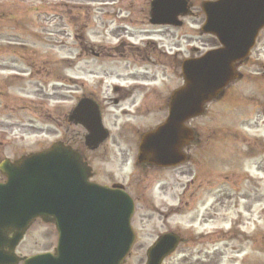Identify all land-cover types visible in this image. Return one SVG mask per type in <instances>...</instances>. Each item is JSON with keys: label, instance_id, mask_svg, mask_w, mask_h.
Returning a JSON list of instances; mask_svg holds the SVG:
<instances>
[{"label": "rangeland", "instance_id": "obj_1", "mask_svg": "<svg viewBox=\"0 0 264 264\" xmlns=\"http://www.w3.org/2000/svg\"><path fill=\"white\" fill-rule=\"evenodd\" d=\"M150 1L0 0V77L16 67L32 74L26 68L32 59L39 70L38 75L25 76L19 87L10 86L11 98L0 103V134L11 136L9 145L1 140L0 156L41 150L63 133L65 138L81 136L79 128L47 113L57 109L67 115L78 98L92 94L102 107L103 125L109 132L105 144L87 153L94 180L127 181L135 173L129 164L137 144L134 132L164 119L163 97L182 84L177 63L200 55L214 43L199 31L202 0H190L193 15L183 18L181 27L149 25ZM147 39L158 51L178 50L177 59L159 63L154 57V65L133 60L129 46L142 47ZM120 42L122 50L116 51ZM263 64L264 30L239 69L242 79L232 82L223 98L188 122L202 140L188 149L190 161L176 170L149 172L153 173L150 185L146 184L150 188L136 203L131 220L138 239L125 264H145L147 248L164 230L190 239L164 264H264ZM117 87L120 90H114ZM19 95L42 98L44 106L21 111L13 99ZM159 98L161 102L153 104ZM32 136L43 141L33 146ZM77 143L80 147L81 141ZM159 182L167 187L164 194L157 188L151 191V185ZM206 232L219 233L198 241L197 236ZM55 239L52 225L36 222L18 253L49 251Z\"/></svg>", "mask_w": 264, "mask_h": 264}, {"label": "water", "instance_id": "obj_2", "mask_svg": "<svg viewBox=\"0 0 264 264\" xmlns=\"http://www.w3.org/2000/svg\"><path fill=\"white\" fill-rule=\"evenodd\" d=\"M202 9V30L214 35L221 47L183 61L184 85L173 92L164 123L143 135L140 163L167 167L184 161L181 149L193 139L184 123L199 116L203 105L237 77L236 63L247 57L264 26V0H218ZM185 13L184 0H153L150 22L179 26L177 17ZM83 104L71 119L88 130L86 146L96 147L107 133L94 107ZM0 171L7 178L0 184V264L17 263L13 250L38 217L55 224L57 248L55 254L25 258L23 264L124 263L135 238L130 226L133 203L122 191L88 183L89 168L76 152L57 144L14 164L4 162ZM7 232H13L10 239ZM178 242L171 234L160 237L147 251L146 264H161Z\"/></svg>", "mask_w": 264, "mask_h": 264}, {"label": "flooded vegetation", "instance_id": "obj_3", "mask_svg": "<svg viewBox=\"0 0 264 264\" xmlns=\"http://www.w3.org/2000/svg\"><path fill=\"white\" fill-rule=\"evenodd\" d=\"M188 3H189V5H190V7L192 9V4H191V2L189 0H188ZM191 15H193V12L192 11L189 13V16H191ZM198 15H200L202 18H204L203 12L200 9H199ZM202 21H203V19H202ZM260 34H261V32L258 34V37L256 39V42L259 39ZM121 50L122 49L120 48L119 51H121ZM129 50L131 52H134V54L136 56V57H134V59H138L139 58L140 60H142L144 62V64L149 63V64H153L154 65L155 61H152L151 60V58H154V57L157 60V62L160 63L162 61H166L168 58H170V59H177V56H178V52L172 53V50H170L169 52H166L165 50H160V51L156 50L155 43L152 42V41H149V40H145L144 42H142V47H137V46L133 47V46H130L129 47ZM121 53L119 54L120 56H122ZM23 61L26 62L27 60L23 58ZM32 62H33V59L30 61V64H28L26 62V68L27 69L29 68V72H31L32 74L36 73V75H38L39 70L36 68L37 67V64L35 62H33V63ZM169 66L170 65L168 64V67ZM2 73H5V75H4V77H0V103L6 102V100H5L6 98H8V99L11 98V96L9 94V90H10L9 87L10 86L11 87L12 86L19 87L18 84L21 85L22 83H24L23 80H24V77L25 76L33 77L32 74L26 73V70H23V69H21L19 67H16L13 70H7L6 72H2ZM20 90L21 91L23 90L22 87H20ZM82 96L85 97V98L92 99L95 102H97L96 104L99 107L100 114H101V116H103V112H102L101 106L99 105L97 99H95V97L92 94H87V95H82ZM26 97L23 98L21 95H19V96H15V98H13L14 99V102H16V104H17L16 105L17 108L19 110H21V111H24L26 109H29V106H28V103H29V104H32L35 109H38V106L39 105H38L37 101H34V100L33 101L26 100ZM160 100H161V98H159L158 101H154V99H153V104H155V103H158L159 104L161 102ZM164 103H165V109H167L168 96L163 97V99H162V105H164ZM34 112L37 113V111H35V110H34ZM57 118L62 119V120L66 119V121L64 120V122H67L68 124L73 125L72 123H69L68 122L67 115L61 114V115H58ZM55 123L56 124H59L60 121H56ZM73 126L77 127L76 125H73ZM81 128L82 127L79 128L80 129V132L82 134L81 136L72 134L70 138H65L64 133H63L62 135H60V138L58 140H62L64 144L70 145L73 148L79 150L81 152V154L84 156L85 160L88 161L87 163H89V158L86 157V152L87 151L85 152L82 149V140L86 136V131L83 128L82 129ZM138 139H139V137H138ZM1 140H5L6 141V137L3 136L2 134H0V142H1ZM79 140L81 141L80 147L77 146V144H78L77 142ZM5 141L4 142H1V144L8 145L7 142H5ZM197 142L199 143V141H197ZM36 151H38V150H34V151H31L30 150L29 152H25V153L24 152H21L20 154L14 153L13 155H16V156H13L11 158H9L7 156H0V161H2L4 159H10L11 161H14L15 159L21 157L24 154H27V153H30V152H36ZM120 154L123 155L122 154V151H120ZM125 163H126V161H125ZM140 168L141 169L140 170L138 169V172H140V171L141 172L138 174V177H141V180H145V178H146L145 177L146 176L145 173L146 172L149 173V172H157L159 170L160 171L163 170V169H160V168H155L152 165H148V164H142ZM92 170L93 171H92L91 179L94 180L95 177H96L95 176L96 174L94 173L95 170H94L93 167H92ZM149 177H151V176H149ZM112 179H114V178H112ZM137 180H139V178ZM115 183L116 182L114 180H111L108 185L109 186H112ZM146 183H147V181H142L140 184L139 183L138 184H133L136 187L130 186V185H126L125 186L124 189L132 196V198L135 201V203L139 202L140 198L144 196V194L146 193V188H147V190H149L150 186H148V185L145 186ZM100 184H104V183H100ZM191 184L185 186L186 191L188 190V188H189V186ZM154 186L155 185H151V191L152 192L155 189ZM164 186H165V184H161L160 186L157 187L159 189V191H162L163 194L166 192L165 190L167 189V187H164ZM131 187H133V191H132V188ZM162 187H164V189ZM197 188L198 189H201L202 187H201V185H199ZM142 189H143V192L144 193L143 192H141V193L139 192ZM185 193L186 192L184 191L183 192V196H185ZM190 195H191L190 198L193 197V193L190 194ZM8 235L10 236L11 234H8ZM19 246L20 245H18L17 249L19 248ZM16 252L18 254V251H16Z\"/></svg>", "mask_w": 264, "mask_h": 264}]
</instances>
